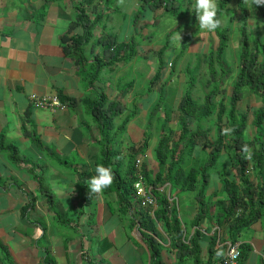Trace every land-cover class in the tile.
<instances>
[{
  "label": "crops",
  "instance_id": "crops-1",
  "mask_svg": "<svg viewBox=\"0 0 264 264\" xmlns=\"http://www.w3.org/2000/svg\"><path fill=\"white\" fill-rule=\"evenodd\" d=\"M84 1L29 0L26 5L10 1L0 7V134H5L19 148L30 160L29 166L43 179L39 186V179L31 171L18 167L7 153L0 151V242L7 247L10 257V261H4L0 250V264H156L146 242L149 236L163 245L161 258L165 264H178L162 223H156L160 237L143 224V213L154 217L159 202L155 207H142L137 197L125 211L117 184L101 192L88 188L104 154L102 129L92 114V104L99 94L105 92L126 109L114 120L111 134L119 136L114 144L110 143V148L118 152L115 162L119 161L123 174L128 170L126 159L123 165L120 163L127 153V139L130 137L129 142L139 146L149 112L142 105L144 95L134 96L131 111L136 99L137 114L125 132L119 131L118 125L131 113L122 96L126 91L123 88L126 77L120 68L127 61L126 53L122 61L103 70L94 83H90L88 75L67 53L71 44L68 38L85 32L79 11ZM134 3L137 5V0H131L130 6ZM88 6L86 16L92 20L94 16ZM135 6L131 8L132 16ZM134 24H129V32H123L125 35L118 32L113 37L122 34L118 41L128 42L137 36ZM108 36L98 33L97 38L84 45L89 57L95 41L99 39L100 50L99 42ZM137 42V52L141 54L140 40ZM132 87L130 84L128 88ZM34 95H56L66 105L55 109L36 108L31 102ZM140 117L143 119L138 121ZM32 134L39 142L31 140L28 135ZM243 139L245 143L251 141L245 135ZM223 156L226 154L220 158L222 164L212 170L206 190L205 201L209 204L227 203L221 172L235 173V169L223 163L230 158L222 159ZM247 172L257 186L259 179L252 160ZM43 184L54 195L51 202V194L43 190ZM162 185H166L164 193L169 200L176 203L187 242L196 230L202 232L203 264L210 261L221 264L220 255H213L211 259L208 253L211 237L220 233L216 219L218 206L198 225L194 224L199 212L196 192H181L169 182ZM174 191L177 195L172 197ZM190 192L195 193L191 198ZM229 240L227 227L223 240L218 237L215 244L216 249L224 247L223 258ZM237 241L246 245L239 264H264V213L241 231ZM185 264L196 263L189 258Z\"/></svg>",
  "mask_w": 264,
  "mask_h": 264
},
{
  "label": "trees",
  "instance_id": "trees-1",
  "mask_svg": "<svg viewBox=\"0 0 264 264\" xmlns=\"http://www.w3.org/2000/svg\"><path fill=\"white\" fill-rule=\"evenodd\" d=\"M86 1L88 2L86 4L92 3V0ZM141 1L140 7H149L154 13L164 8L167 13H172L175 16H178L177 14L181 16L185 15L189 12L190 6L192 5L191 1H189L187 7H184L183 2L185 0ZM232 1H217V15L220 21ZM86 4L81 3L79 7L80 19L85 32L77 37L73 36L68 38L71 44L66 50L75 59V63L80 67L81 71L88 75L90 83H94L101 76L103 70L113 67L117 62L122 61L125 53L127 54V60L134 58L138 53L137 48L139 43L137 42V36L131 37L128 42H119L116 37L109 35L106 39L99 42L100 50L98 49L99 39L95 41V45L91 50L92 58L89 57L83 47L94 39V29L100 22L96 21L97 17H95V20H90L86 16ZM239 6L240 13L238 14V20L241 24L239 27L241 53L237 77L233 83L230 96L229 109L226 108L224 100H222L216 112V95L220 92V86L224 83V79L232 72V69L225 64L223 59L226 48L228 47L230 26H222L220 23L219 27L215 30L219 38L217 49L215 52L212 51L208 58L209 78L206 84L209 90L204 96V101L202 103L198 102L192 97L191 91H188L179 105V136L176 138L173 135V129H169L170 131L168 130L167 132L166 121H164L161 125L162 132L160 139L155 148L158 166L154 169H149L147 163L145 161L143 162L145 179L148 183L153 184L154 187L169 182L173 188L179 189L181 192H196L199 202V212L194 220V224L198 225L202 218L211 215L210 213L213 212L212 208L215 205L218 206L219 209L216 214V219L218 220L220 233L211 237L208 253L211 259L213 255H220L221 264L224 247L220 249L215 248L217 238L219 237L223 240L225 230L228 227L230 240L237 241L241 231L259 219L264 213V181L261 180L264 177V40L259 38L257 48H252L248 32L249 12L243 1H240ZM255 10L264 22V4L256 5ZM140 14L137 11L135 24L138 23ZM42 15L44 16V14ZM233 19L232 17L230 21H233ZM196 22L197 16L195 9H193L192 19L180 24L176 30L190 28ZM191 38L192 36L189 35L184 39L183 48H187L188 41ZM167 42V46H162L159 49L158 68L151 78L149 92H151L165 75L166 63L164 52L168 48ZM178 58L176 57L177 60L172 63L174 67L178 62ZM216 65H219V67L217 68ZM191 76L193 78H191V85L194 86L197 77L195 73ZM247 89L255 94L262 103L253 111V123L257 129L255 137L250 142L245 143L243 135L247 127L248 115L238 109V103L245 97ZM136 108L137 100L135 99L133 101V111L124 117L122 123L118 125L119 131L125 132L129 121L137 114L138 110ZM125 110L120 101L109 98L105 92L100 93L92 104V114L96 123L102 129L104 147V154L101 157V162L98 164H103L111 168L113 182L110 187H114L117 184L122 205L125 211H128L133 200H137V195L133 188L135 180L134 163L137 158L144 154L150 133H146L145 140L140 147H137L132 142H128L127 153L123 156V159L127 161L128 170L123 174L119 169V163H117L119 161L115 162L118 152L110 148V143L114 144L119 136L111 134L115 127L114 120ZM215 114L217 115L214 121L216 140L214 143L212 142L211 150L207 153L206 157H196L194 151L199 144L200 138L202 136L208 138L212 128L204 127L202 122L203 120L211 119ZM150 116L152 118V115ZM192 121L195 126H192ZM150 122L149 119L148 127L150 126ZM28 136L31 137L32 141L39 142V138L35 134ZM249 146H253L249 156L253 162V168H255L258 175L259 183L257 186L251 182L247 172L249 162L246 148ZM0 151L7 153L10 160L18 167L31 171L39 179V186L42 184V175L36 173L29 166L30 160L21 154L19 148L12 141L8 140L5 134H0ZM229 151L232 152V156L223 163L230 164L235 169V173L228 170L221 172L227 203L225 204L221 201L219 204H209V202L205 201V196L209 181L211 180L212 170L221 163V156ZM120 163L123 165V162ZM42 186L44 191L49 190L44 184ZM42 186L40 189H42ZM155 192L157 194L159 208L154 211V217L148 213H143V218H145L143 224L160 237L156 223H162L164 230L171 239V249L176 253L178 264L187 263L189 258H192L196 264H203L200 254L202 253V232L196 230L189 242H187L185 230L182 227V221L179 217V211L175 201H170L164 192L158 190H155ZM47 193L49 195L51 194L49 197V201L51 202L54 195L49 191ZM239 209H241V212H239ZM146 242L151 249L154 262L156 264H165L161 258L163 245L152 236L147 237ZM0 250L3 260L10 261L8 249L1 242ZM245 250L246 245H241V258L242 256L244 257ZM206 264H211V261Z\"/></svg>",
  "mask_w": 264,
  "mask_h": 264
},
{
  "label": "rangeland",
  "instance_id": "rangeland-1",
  "mask_svg": "<svg viewBox=\"0 0 264 264\" xmlns=\"http://www.w3.org/2000/svg\"><path fill=\"white\" fill-rule=\"evenodd\" d=\"M10 1H14V3H18L19 5H26V2L29 0H0V7L3 8L4 5L2 4H9ZM189 1H191L192 4L190 10L182 16L180 14L175 16L172 15V13H167L164 8H161L158 12L154 13L149 7H140L141 0H137L138 4L136 5V3H134L132 6H130L131 0H92L91 4H86L88 3L86 0L83 2L86 6L89 5L87 7L88 11L94 16L92 20H95V17H97L96 21L100 22L94 30V32L97 31L95 38L98 37V33L112 35L118 32H122V34L123 32H129V24H134L137 11L141 13L137 25L134 24L135 27L133 28L135 29L134 34L137 33V36L139 37L138 40H140L141 43L140 48L142 53H138L132 59H126L127 61L126 63H122L123 65L121 66L120 71L121 74L126 77L125 82H123V88H125L126 91L122 96L129 105V113L132 110L131 100L133 97L144 95L142 105H144V110H148L149 112L148 115L145 116V119H147V123L149 119L151 122L149 127H145L143 139L138 145L140 147L145 140L146 133H150V136L147 139V148L142 155L149 169L150 167L156 168L158 166L155 156V148L162 132V123L166 121L167 132L169 129H173V135L177 138L180 132L178 123L180 113L179 105L183 97L187 95L188 91H191L192 97L202 103L206 92L209 90V87L206 84V81L209 78L208 58L212 51H216L219 38L215 31L208 32L199 30L198 19L194 26L179 31L176 30L180 24L192 19L194 9L193 4L195 3V0H185L183 3L184 7H187ZM217 1L218 0H216V2ZM240 1H243L249 12L248 32L250 36V45L255 49L257 48L258 39L261 38V40H264V22L256 13L253 0H233L230 5H228V8L225 10L221 18L222 26H230L228 47L226 48L223 59L225 64L232 69V72L224 79V83L220 86V92L216 95V112L219 109L220 101L222 100H224L226 108L229 109L233 83L236 80L238 73V64L241 53L239 31L241 24L238 20ZM133 6H135V13L132 16L130 13ZM124 8H126V10L128 9V12H126ZM150 15L151 18L148 19ZM232 17L234 19L233 21H230ZM122 34H120L118 38H120ZM189 35H191L192 38L188 41V46L185 49L183 48V41ZM105 37L106 36H104V38ZM166 41H168V48L164 52L166 63L165 75L150 93L149 86L151 78L156 72L159 63L158 50L166 45ZM176 57L179 58L174 67V64L172 65V63L177 60ZM216 67L218 68L219 65H216ZM194 73L196 74L197 80L195 85L192 86V76L190 77V75ZM130 84H133L131 89L128 88L130 87ZM261 103V100L248 89L246 90L245 97L238 103V109L248 115L247 130L244 132L248 141L252 140L256 134V127L253 123V111L258 108ZM150 115H152V118ZM215 118H217L216 114L211 119L203 120L202 122L204 127L212 128L208 138L204 136L200 138L199 144L194 151L196 157H206L207 152L211 148V143L215 140ZM140 119L143 118H138V121H140ZM192 126H195L193 121ZM129 141L130 137H128L127 143ZM252 149L253 146L247 147V153ZM230 150L232 151V149ZM231 151L227 152L226 156H223L222 159L231 157ZM121 159V162H123V157H121ZM247 159L249 164H251V158L248 156ZM194 194V192H190L188 197L191 198ZM176 195L177 191H174L172 197Z\"/></svg>",
  "mask_w": 264,
  "mask_h": 264
},
{
  "label": "built area",
  "instance_id": "built-area-1",
  "mask_svg": "<svg viewBox=\"0 0 264 264\" xmlns=\"http://www.w3.org/2000/svg\"><path fill=\"white\" fill-rule=\"evenodd\" d=\"M31 102L36 108H51L55 109L66 105L56 95H34L31 97ZM144 157L141 156L136 159L134 163V175L135 180L133 188L139 198L140 205L142 207H155L158 204V198L155 190L165 192L167 190L166 185H159L154 187L145 179V173L143 168ZM241 212V209H239ZM241 258V244L238 241L226 242V253L224 255L222 264H239Z\"/></svg>",
  "mask_w": 264,
  "mask_h": 264
},
{
  "label": "clouds",
  "instance_id": "clouds-1",
  "mask_svg": "<svg viewBox=\"0 0 264 264\" xmlns=\"http://www.w3.org/2000/svg\"><path fill=\"white\" fill-rule=\"evenodd\" d=\"M254 5L264 4V0H253ZM195 14L199 21V30L215 31L221 21L218 18V6L216 0H195L193 4ZM96 175L92 176L88 188L92 192H101L113 182V173L110 167L103 164L96 166Z\"/></svg>",
  "mask_w": 264,
  "mask_h": 264
}]
</instances>
